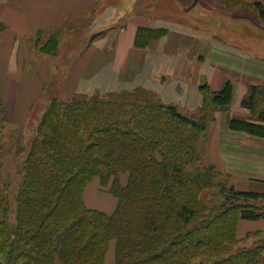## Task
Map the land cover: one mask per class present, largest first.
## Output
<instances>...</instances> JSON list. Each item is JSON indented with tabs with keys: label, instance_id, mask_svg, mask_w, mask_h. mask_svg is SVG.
Here are the masks:
<instances>
[{
	"label": "trees",
	"instance_id": "1",
	"mask_svg": "<svg viewBox=\"0 0 264 264\" xmlns=\"http://www.w3.org/2000/svg\"><path fill=\"white\" fill-rule=\"evenodd\" d=\"M256 8L264 19V6ZM166 33L140 28L136 46ZM42 38L40 51L56 54L58 32ZM201 91L204 103L191 116L142 88L52 98L18 171L15 207L13 183L0 188V264H105L112 241L115 264H264V232L253 233L256 246L234 249L239 221L263 218L264 193L237 189L204 160L208 129L229 111L233 83ZM242 107L250 120H231L229 129L264 139V86H251ZM95 177L118 199L112 214L85 205Z\"/></svg>",
	"mask_w": 264,
	"mask_h": 264
},
{
	"label": "crops",
	"instance_id": "2",
	"mask_svg": "<svg viewBox=\"0 0 264 264\" xmlns=\"http://www.w3.org/2000/svg\"><path fill=\"white\" fill-rule=\"evenodd\" d=\"M227 1L121 0L101 7L103 0H0L1 133L23 130L56 95L70 99L142 88L191 116L204 103L201 86L218 92L231 81V107L216 113L207 132V159L224 173L244 171L243 181L264 193V139L229 129L231 120H250L242 102L251 86H264V19L256 8L264 0L235 7ZM92 9L97 13L87 24ZM86 25L92 33L86 45L65 47L61 39L56 54L40 51L39 37L44 42L78 26L85 32ZM140 28L167 33L139 48ZM86 191L85 205L93 209ZM258 230L264 232V215L239 222L241 237Z\"/></svg>",
	"mask_w": 264,
	"mask_h": 264
},
{
	"label": "rangeland",
	"instance_id": "3",
	"mask_svg": "<svg viewBox=\"0 0 264 264\" xmlns=\"http://www.w3.org/2000/svg\"><path fill=\"white\" fill-rule=\"evenodd\" d=\"M121 0H103V3L101 7H104L107 3L108 4H116ZM98 8L95 6V9ZM96 11V10H95ZM94 9L87 12L85 21L88 24L90 19H92L97 13ZM89 25H86L87 30L83 32L84 26H78L73 29L74 33L67 34L66 29L64 28L61 33H58L60 35V42L62 39V43L65 44V47L68 46H81L86 45L89 41V37L92 35V33L88 30ZM83 30V31H82ZM78 32H81L82 34H79ZM86 34L85 36V42L81 41L82 35ZM80 40V41H79ZM57 97V95L55 96ZM58 98H61L59 95ZM65 99V98H64ZM63 99V100H64ZM47 106V105H46ZM46 106L44 108H41L39 106L36 109L35 115L33 116L32 120L26 125L23 130L19 132V130L10 129V131H5L0 134V145L3 146L2 154H4V161H2V166L0 167V188H9L7 187V183L11 182L13 183L12 188L8 189L11 194V203L12 207H15L16 202L13 200V197L16 193V189H18V185L20 183V176H19V169L21 168L22 162L25 160L26 152L29 150V147L33 141V137L35 136L36 128L39 124H37L38 120L37 117L39 116V113L45 111ZM208 142V139L205 140ZM203 144V149L206 152V155H204L205 163L214 165L217 170H219L223 174H228L229 181H231L237 189H240L241 191H257L261 190V187L257 185L256 183H250V185L246 184L243 181L244 177V171H232V174L224 173L222 170L217 167L216 164H213L209 162L207 159V143ZM20 149H23L24 152L19 153ZM10 154V155H9ZM120 184L123 186H126L128 184V174H120ZM111 184L107 185L106 187L100 184V178L95 177L93 181L88 186V189L86 191V202L89 207L97 210L104 211L108 214H112L116 208L118 200L115 196H113L110 192V186ZM111 200V204L109 201ZM242 221V220H240ZM239 221V222H240ZM239 226V223H238ZM253 233L247 234L245 237H241L238 234V227H237V237L240 240V242L234 247V249L238 250V248H250L254 247L257 244H259L260 238L255 236ZM115 258H116V242L112 241L109 245V248L107 249L106 257H105V264H115Z\"/></svg>",
	"mask_w": 264,
	"mask_h": 264
}]
</instances>
